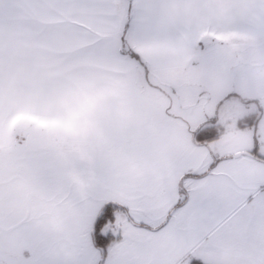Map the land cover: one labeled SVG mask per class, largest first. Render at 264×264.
Returning a JSON list of instances; mask_svg holds the SVG:
<instances>
[{
    "label": "snow or ice",
    "instance_id": "6c2138e0",
    "mask_svg": "<svg viewBox=\"0 0 264 264\" xmlns=\"http://www.w3.org/2000/svg\"><path fill=\"white\" fill-rule=\"evenodd\" d=\"M0 264H264V0H0Z\"/></svg>",
    "mask_w": 264,
    "mask_h": 264
}]
</instances>
